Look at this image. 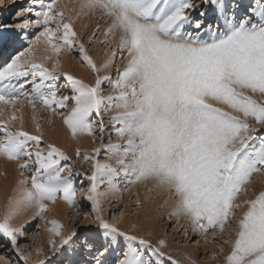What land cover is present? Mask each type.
<instances>
[{
	"label": "snow or ice",
	"instance_id": "1",
	"mask_svg": "<svg viewBox=\"0 0 264 264\" xmlns=\"http://www.w3.org/2000/svg\"><path fill=\"white\" fill-rule=\"evenodd\" d=\"M85 18L97 21L86 42L75 29ZM10 19L16 22L0 18V38L5 30L29 37L26 50L0 63V105L12 111L0 120V158L20 175L0 218V242L13 252V264H29L18 239L28 233L27 221L15 223L28 213L48 226L52 254L76 246L75 230L65 235L62 223L46 217L60 201L78 214L85 191L78 184L85 182L83 204L97 229L84 248L94 264H196L170 250L166 235L154 239L135 224L122 229L115 213L103 215L106 200L122 204L124 192L149 182L171 201L168 218L186 221L205 244L216 243L210 234L228 233L220 247L224 264H264V189L248 187L264 176V0H35ZM42 43L50 54L38 61L34 50ZM97 43L106 49L99 65L86 46ZM65 52L78 54L94 84L61 70ZM117 60L126 64L113 78L106 73ZM24 103L33 113L45 110L50 127L61 119L75 141L99 139L90 153L75 150L89 175L45 143L35 116L37 134L24 130L16 115ZM18 120L19 128L9 126ZM184 237L191 238L187 230ZM61 256L39 264H57Z\"/></svg>",
	"mask_w": 264,
	"mask_h": 264
},
{
	"label": "rangeland",
	"instance_id": "2",
	"mask_svg": "<svg viewBox=\"0 0 264 264\" xmlns=\"http://www.w3.org/2000/svg\"><path fill=\"white\" fill-rule=\"evenodd\" d=\"M29 3L35 4V0H0V18L4 20H8L9 22L15 23L16 21L10 19L11 15L14 14L17 10L28 5ZM65 3H69V2L67 0L66 1L61 0V5ZM25 15H29V14L25 13ZM86 19H85V23H87ZM87 20L88 22L89 21L91 22L87 23L86 26L84 23H83L84 25L78 24L79 26L77 25L75 26L77 27L76 31L82 37V39L85 40V42L87 40V37L91 35L93 29L95 28L97 24V21L95 19H91V20L87 19ZM102 27H106V26L102 25ZM10 31L15 32L18 30H5V35L3 36L4 39L0 38V63H2L3 60L7 59L9 56L18 54L20 51L26 50L28 46L29 37H21L17 39L16 37L11 36L9 34ZM30 38L34 39V37H30ZM40 45L41 44L36 46L34 50L35 54L39 52ZM4 46L6 47L5 51H3ZM86 46L89 49V54L93 57L96 63L97 64L102 63L103 60L105 59V51H106L105 46L99 43H97L94 47L91 45H87V44ZM107 51L110 52V49H107ZM63 56L66 57L68 61V66L75 69L72 75L76 76L79 79H82L85 83L94 84L95 82L94 74L86 66H82V62L79 60L78 54L74 52L73 53L65 52L60 57V59H63ZM36 58H38V56ZM41 59L42 58H38V61ZM49 62L50 61L47 62L48 64L46 66H49ZM125 64H126V61L117 60V64L114 65L106 74L115 78L117 74L116 73L117 67L123 68ZM66 68H61V70L65 71ZM102 74H105V73H102ZM61 83H63V77L61 78ZM62 91H64L67 94V89H62ZM111 92H112V89L105 86L104 94L109 95ZM257 99H259V97H257ZM24 104L27 105V103H24ZM0 107L3 108V109L0 108L2 110L5 109L4 110L5 114L3 115L4 117L0 116V120L9 119L12 115V114L11 115L9 114V113H12L9 110L10 108L7 106L3 107V105H0ZM28 109L32 111L30 105H27V110ZM29 110L27 113V117H28V114L29 116L34 114L33 111L29 113L30 112ZM38 111L35 113V115L39 116L40 114L38 113L40 112L42 113L40 116L41 117L43 116L42 119L44 118L45 119L43 121L37 116L39 122L37 120L36 121L40 123L41 125H43L42 126L43 128L44 127L46 128V129L44 128L43 130H45L44 135L47 138L45 143L48 144L49 143L48 137L52 138L51 136L53 134L52 131L55 132L57 130L56 127L63 121L57 118L55 121V126L50 127L48 123V120H49L48 113H46V111L43 109H40L39 112ZM17 113L19 114V112ZM18 114H17V117H22V120L24 119L22 122L24 123L25 121L26 123H28L27 120L31 119L30 120L31 122L28 120L30 122V125H28V127L27 125L23 124L24 130L26 126L28 128V130L27 129L26 130L32 133V131H30L29 129L30 127L31 128L33 127V130H34L33 132L37 134L35 130V125H34L35 123L32 122L33 118L26 119L27 117L23 118V116H21L20 114L18 116ZM112 115H114V113H109L108 115H106L104 117L105 121H107L109 117ZM58 119H59V122L57 121ZM18 124L20 125L19 121H17L15 125H9V126L10 127L15 126L16 128H19ZM106 126L108 128L112 127L110 124H107ZM68 137L69 138H67L66 136L67 139L64 137L63 138L64 140L61 139L58 141L56 140L51 141V142H55V144L51 142L50 143L56 145L59 148L61 146L62 150H65L66 153L72 157V160L70 161L71 167L79 170L80 172L85 173L86 175H89L90 165L84 162L83 157H81L80 159H76L75 150L77 147H79L82 151L90 153L94 148L99 147V139H97V142L94 144L92 142V139L87 136L82 137L83 139H80L79 141L73 140L70 135H68ZM51 140H53V138ZM112 141L113 143L120 142L118 141V138L114 134L112 135ZM64 144H66V147ZM101 159L104 162H109L107 161V153L103 152V150L101 154ZM1 162H3L4 164L7 163L5 160L0 158V163ZM112 163H114V161ZM0 168H1L0 170H2L3 165H0ZM15 170L18 171L17 166L14 164V166L10 167L11 172L9 171V173L6 174L5 176H3L4 173L0 175L1 189L3 187L5 188V186L6 188L9 187L8 189L6 188L3 189L4 191L0 189L1 190L0 194L2 198L5 195H7L5 197H10L13 193L11 191H13L14 188H11V187H15V183L16 181H18V177L20 176L18 174L19 176L17 177L18 172H16ZM10 173H13V174L11 175ZM5 179L6 181H4ZM76 179L77 181H79L80 178L76 177ZM2 182L6 185H4ZM2 184L4 186H2ZM7 184H8V187H7ZM151 185H152L151 182L142 184V185H137V186L132 187L130 191L124 192L123 193L124 202L122 204L119 203L117 199L114 197L106 200L104 203V211H103V215L105 216V218L111 219V214L115 213L117 216V220H116L117 226L122 229H129L131 227L130 226V221H131V223L133 222L135 223V225L138 224L137 226H140L138 227V230H141L140 231L141 233L139 232L140 234H147L148 232H152L154 239L163 237L166 235V238L169 244L172 245L171 247H174L175 249L174 252L178 253L180 258H182L184 255H188V256L192 255L191 258L195 260L196 264H224V256L223 254L220 253V247L223 244V240L228 238V233H225L223 237H221L219 234L213 237L210 234L208 239L210 241L215 239L216 243L205 244L203 239H200L195 234L191 233L190 225L186 221L181 220L179 223H177L175 219L168 218L169 213L171 211V207H172L171 201H168L166 203L167 201L166 193L162 191H158V190L154 191L153 186ZM78 186L84 187L85 189V191L82 192L77 197L78 201H80L83 205L82 210L78 214L73 215L72 209L67 205H66L67 207H65L64 202L61 203L60 201L56 203L55 205H50L51 208H50V211L47 213V217H46L48 220L55 219V220H58L60 223H62L64 225L65 235H68L71 231L75 230L79 235V240L77 241L76 246L74 248H70L62 256L60 252H57L56 254H52L50 251V244H49L50 233L48 232V226H46L45 223L43 221H40L38 218L37 220H31V219L27 220V222L29 223H27L25 226L28 229V233L24 237H21L18 239L21 241V245H20L21 250L25 253L29 264H39L41 260H45V259L48 261L54 260L56 259L57 256H61V259L57 261V264H94L92 256H90L84 248V240L88 238V236L91 233H94L96 231L97 225L92 222L94 218V214L91 213L89 206L87 204H83V201L85 199V194L87 191L86 182H85V185L78 184ZM121 187H123V185H121ZM248 187L250 190L252 188H255L256 190L264 189V176L256 177L255 183L252 186L249 185ZM7 190H8V193H7ZM3 192L5 195L3 194ZM250 196H251V191H250L249 197L242 198L241 196V198L244 200V199L250 198ZM241 201H238V203ZM62 204H64L65 209L62 208L63 206ZM54 207L57 209L55 210ZM121 209L124 212L123 217L119 216ZM240 211L242 214L243 209H241ZM86 213L88 214L87 220L84 219V216ZM128 222H129V225L126 224ZM186 230L189 232V235L191 237L190 239H185L184 237V233ZM229 231H231V229H229ZM56 239L58 242L59 238H56ZM198 239L200 242L197 244L195 243V241ZM224 247H225V252H227L229 250V246H224ZM39 250H43L44 255H38ZM180 251H182L184 254L182 255V252L180 253ZM185 251L187 252V254L185 253ZM188 253H191V254H188ZM213 254L218 255L220 258L213 259ZM12 256H13V252L9 249L8 245L0 242V264H13V260L10 259Z\"/></svg>",
	"mask_w": 264,
	"mask_h": 264
},
{
	"label": "bare ground",
	"instance_id": "3",
	"mask_svg": "<svg viewBox=\"0 0 264 264\" xmlns=\"http://www.w3.org/2000/svg\"><path fill=\"white\" fill-rule=\"evenodd\" d=\"M65 1H66V0H65ZM67 1L70 3V0H67ZM71 2H74V0H71ZM62 5H63V4H62ZM85 19H86V18H85ZM85 19H81V20L76 21L75 26H76V25L79 26L78 24L82 25L83 23H84L85 26H86L87 23H90V22H91V21L88 22V20L86 19L87 23H85ZM84 24H83V25H84ZM76 28H77V27H75V29H76ZM78 28H79V27H78ZM1 39H2V38H1ZM3 39H4V38H3ZM1 41H2V40H1ZM8 43H9V42H8ZM5 50H6V47L4 46L3 51H5ZM37 51H38V50H37ZM37 51H36V52H37ZM48 53H49V51L47 50V45L42 43V44L40 45L39 52L36 53L37 55H36V54H35V55H36V57L38 56V58H43V57H45L46 55H49V54H50V53H49V54H48ZM38 58H37V60H38ZM61 61H62V68H66V67L68 66V61H67L66 57L63 56V59H61ZM50 62H51V61H50ZM50 62H49V66H47V67H49V68H50V66H51V64H52V62H51V63H50ZM47 64H48V63H47ZM47 64H46V65H47ZM98 64H99V63H98ZM68 69H69V70H68ZM65 71H66V72H70V73L72 74V73H74L75 69H73V68H71V67L68 66V67L66 68ZM85 77H86V76H85ZM83 78H84V76H83ZM24 105H25V104H24ZM24 105H23L22 111H19V114H20L21 116H23V118H26L29 109L27 110V105H28V104L25 105V106H24ZM3 107H6V106L3 105ZM0 108H2V107H0ZM2 109H3V108H2ZM4 110H5V109H4ZM9 110L11 111V109H9ZM29 111H30L29 113L32 112L31 110H29ZM39 111H40V110H39ZM39 111H38V112H39ZM11 112H12V111H11ZM8 113H9V112H8ZM8 113H7V114H8ZM46 113H47V112H46ZM9 114L11 115L12 113H9ZM17 114H18V113H17ZM17 114H16V115H17ZM19 114H18V116H19ZM38 114L41 115L42 113L39 112ZM33 115H35V113H34ZM33 115H30V116H31V117H30L29 114H28V117H27L26 119H28V118H33V117H34ZM40 115H39V116H38V115H35V116H36V118H37V116H38L41 120L44 121L45 118L42 119L43 116L41 117ZM3 117H4V116H3ZM4 119H5V118H4ZM26 119H25V120H26ZM5 120H6V119H5ZM23 120H24V119H23ZM23 120H22V121H23ZM28 120H29V119H28ZM28 120H27V122H28L29 124L26 123V121H25V123L23 122V124L27 125V127H28V125H30V122H31V121H30L31 119L29 120L30 122H29ZM36 120L38 121V118H37ZM41 120H40V121H41ZM60 120H61V119H60ZM18 121H19V120H18ZM57 121L59 122V119H58ZM61 121H62V120H61ZM19 122H20V121H19ZM32 122H33V119H32ZM38 122H39V121H38ZM18 125H19V124H18ZM25 125H24V126H25ZM31 125H32V124H31ZM34 125H35V124H34ZM20 126H21V125H19L18 127H20ZM42 126H43V125H42ZM56 126H57V125H56ZM27 127L25 126V130H26V129L28 130ZM44 128H45V127H44ZM44 128H43V129H44ZM56 128H57V130H56L55 132L52 131L53 134H52L51 136H52L53 140H51V139H52L51 137H50L51 139L48 137V139H49L48 142H49V143H50L51 141H54V140H56V141L61 140V139H63L64 137L66 138V136H67V138H69L68 135H70V133H69L67 127L63 124V122L60 123ZM31 129H32V130H31ZM45 129H46V128H45ZM27 130H26V131H27ZM29 130L32 131L33 134H35V133L33 132V131H34V130H33V127H32V128L30 127ZM44 131H45V130H44ZM46 134H47V133H46ZM84 137H86V136H84ZM67 138H66V139H67ZM81 139H83V138H81ZM63 140H64V139H63ZM87 140H88V139H87ZM70 141H71V139H70ZM72 141H73V140H72ZM61 142H62V141H61ZM63 142H64V141H63ZM86 142H87V141H86ZM51 143H54V144H55V142H51ZM51 143H50V144H51ZM64 143H65V142H64ZM87 144H88V143H87ZM87 144H86V145H87ZM64 145H65V147H66V144H64ZM58 146H59V145H58ZM87 146H88V145H87ZM65 147H63V148H65ZM60 148H61V146H60ZM61 149H62V148H61ZM64 151H65V150H64ZM65 152H66V151H65ZM1 159H2V158H1ZM0 165H3L2 170H0V175L4 173L3 176H5L6 174L9 173V171H10V167H11V166H14L13 163H9V162H7L6 164H4L3 162H1ZM0 169H1V168H0ZM15 171L18 172V173H17V177H18V176H19V175H18V174H19V171H17V170H15ZM10 172H11V171H10ZM12 172H13V171H12ZM10 174L12 175L13 173H10ZM19 177H20V176H19ZM19 177H18V181H19ZM6 179H7V178H6ZM6 179H5L4 181H6ZM10 180H11V179H10ZM4 181H3V182H4ZM18 181H16V183H15V187H11V188H14V189H15V188L17 187V183H18ZM3 182H2V183H3ZM3 184H4V183H3ZM3 184H2V186L6 185V184H4V185H3ZM0 186H1V184H0ZM151 186H152V185H151ZM251 186H252V185H251ZM7 187H8V184H7ZM5 188H6V186H5ZM5 188L3 187V188L1 189V187H0L1 190L5 189ZM8 188H9V187H8ZM8 188H6V189H8ZM11 188H10V189H11ZM14 189H13V191H11V192H13L12 195L14 194ZM1 190H0V191H1ZM153 190L156 191L155 189H153ZM3 191H4V190H3ZM9 191H10V190H9ZM7 193H8V190H7ZM3 194H4V192H3ZM4 195H5V194H4ZM12 195H11V196H12ZM5 196H7V195H5ZM5 196L2 198V196H1V194H0V197H1V199H0V206H1V207H0V208H3V207L6 205V203H7V200H8L9 197H5ZM9 196H10V194H9ZM11 196H10V197H11ZM242 198H244V196H242ZM242 198L240 199V201H241V200L243 201ZM242 201H241V202H242ZM62 202H63V201H61V203H62ZM61 203H60V205H61ZM64 204H65V207L68 206L66 203H64ZM64 204H62V205H63L62 208L65 209ZM66 205H67V206H66ZM50 208H51V207H50ZM54 209L56 210L57 208L54 207ZM66 209H67V208H66ZM68 209H70V208H68ZM62 213H63V212H62ZM54 214H55V213H54ZM30 216H31V213H28L27 215H25V216L19 218L17 221H15V223H16L17 225H21V224H23V222L25 223V221L30 220ZM57 218H58V216H57ZM134 222H135V221H134ZM27 223H29V222H27ZM137 223H138V222H137ZM126 224L129 225V222L126 223ZM133 224H135V223H133V222L131 223V221H130V226H132ZM140 224H141V223H140ZM137 225H138V224H137ZM127 227H128V226H127ZM138 227H140V226H138ZM141 227H142V225H141ZM140 231H141V230H139V232H140ZM140 233H141V232H140ZM171 246H172V245L169 244V249L172 250V251L174 252L175 249H174V247H171ZM181 252H182V251H180V253H181ZM174 253H175V252H174ZM185 253L187 254L186 251H185ZM183 254H184V253L182 252V255H183ZM188 254H191V253H188ZM182 255H181V256H182ZM184 256H185V255H184ZM191 257H192V255H191ZM182 258H183V257H182ZM182 258H181V259H182Z\"/></svg>",
	"mask_w": 264,
	"mask_h": 264
},
{
	"label": "clouds",
	"instance_id": "4",
	"mask_svg": "<svg viewBox=\"0 0 264 264\" xmlns=\"http://www.w3.org/2000/svg\"><path fill=\"white\" fill-rule=\"evenodd\" d=\"M6 205L3 208H0V218L3 217L4 212H5Z\"/></svg>",
	"mask_w": 264,
	"mask_h": 264
}]
</instances>
